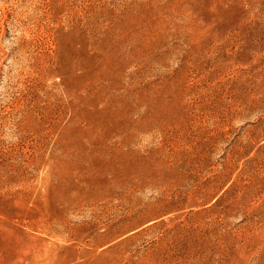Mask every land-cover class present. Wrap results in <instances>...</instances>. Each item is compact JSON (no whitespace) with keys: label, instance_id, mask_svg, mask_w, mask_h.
I'll use <instances>...</instances> for the list:
<instances>
[{"label":"rangeland","instance_id":"374dc122","mask_svg":"<svg viewBox=\"0 0 264 264\" xmlns=\"http://www.w3.org/2000/svg\"><path fill=\"white\" fill-rule=\"evenodd\" d=\"M0 264H264V0H0Z\"/></svg>","mask_w":264,"mask_h":264},{"label":"bare ground","instance_id":"6f19581e","mask_svg":"<svg viewBox=\"0 0 264 264\" xmlns=\"http://www.w3.org/2000/svg\"><path fill=\"white\" fill-rule=\"evenodd\" d=\"M151 176V175H150ZM120 181V180H119ZM111 182V181H110ZM114 182V181H113ZM128 182V181H127ZM136 182V181H135ZM117 183V182H116ZM118 184V183H117ZM129 184V183H128ZM128 184H127V186H128ZM131 184V183H130ZM141 184V183H140ZM115 185V184H114ZM122 186V185H121ZM125 188H126V185L124 186ZM122 188V187H121ZM128 189V188H127ZM139 189H141V188H139ZM134 190V189H133ZM119 191V190H118ZM132 191V190H131ZM106 193V192H105ZM116 193V192H115ZM128 193V192H127ZM109 194V193H108ZM134 196V195H133ZM107 198H110V197H107ZM117 203V202H116Z\"/></svg>","mask_w":264,"mask_h":264}]
</instances>
